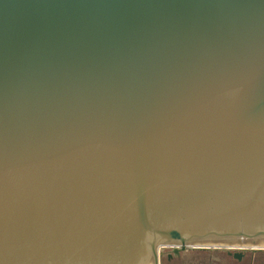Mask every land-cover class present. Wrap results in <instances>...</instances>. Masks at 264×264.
<instances>
[{
	"label": "water",
	"instance_id": "water-1",
	"mask_svg": "<svg viewBox=\"0 0 264 264\" xmlns=\"http://www.w3.org/2000/svg\"><path fill=\"white\" fill-rule=\"evenodd\" d=\"M264 251V0H0V264Z\"/></svg>",
	"mask_w": 264,
	"mask_h": 264
},
{
	"label": "rangeland",
	"instance_id": "rangeland-1",
	"mask_svg": "<svg viewBox=\"0 0 264 264\" xmlns=\"http://www.w3.org/2000/svg\"><path fill=\"white\" fill-rule=\"evenodd\" d=\"M161 264H264V251L248 252L239 262L225 251L185 249L176 255L166 248L162 250Z\"/></svg>",
	"mask_w": 264,
	"mask_h": 264
}]
</instances>
